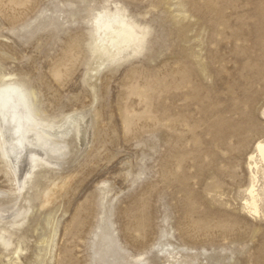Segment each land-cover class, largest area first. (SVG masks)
I'll return each mask as SVG.
<instances>
[{
	"label": "rangeland",
	"instance_id": "obj_1",
	"mask_svg": "<svg viewBox=\"0 0 264 264\" xmlns=\"http://www.w3.org/2000/svg\"><path fill=\"white\" fill-rule=\"evenodd\" d=\"M116 7L144 48L109 60ZM14 82L68 150L20 191L30 154L0 144V264H264V0H0Z\"/></svg>",
	"mask_w": 264,
	"mask_h": 264
},
{
	"label": "bare ground",
	"instance_id": "obj_2",
	"mask_svg": "<svg viewBox=\"0 0 264 264\" xmlns=\"http://www.w3.org/2000/svg\"><path fill=\"white\" fill-rule=\"evenodd\" d=\"M211 4L208 5L209 9L212 8ZM115 10L117 13H113L110 10L100 13L95 22L96 28L99 31L98 38H100V45H98L99 47L94 53H103L109 60L118 59V57L122 58V55L124 54L129 57L131 54L127 53L129 52L128 49H132V54H139L144 48V41H142L143 29L136 26L127 17V12L123 7H116ZM104 55H102V57ZM25 86L26 83L17 82L0 86V144L3 151L2 157L6 161H9L13 156L18 162H20L23 160L22 158L27 152L30 154V158H28L30 160L31 168H29L30 171L26 174L27 176H23L25 179H23L21 186L19 187L20 191L24 190L25 187L27 188V185L33 182L34 171L39 163L42 162L46 164L44 161L46 156L47 158L52 157L53 155L65 157L68 150V143L65 141L68 137L65 140L63 139L67 145L64 144L63 146H59L54 143L60 139L51 143L53 140L48 138L47 131L35 125V120L31 117L30 108L27 103L28 94L26 93ZM6 133L10 136V140L6 138ZM59 142L61 143V141ZM29 148L32 150L34 149V151H29ZM35 150L42 151L43 154L37 151L35 152ZM257 151V155H252V163L249 166L252 174V185L249 190V195H251L253 200L258 196L256 195L255 183L259 181L260 173H263L264 175L263 142L257 144ZM20 170L25 171V169ZM16 176L18 177V175ZM31 201V199L28 200L29 204ZM253 207L254 212L257 213L259 209L257 208L258 206L256 207L255 201ZM1 240L4 242V239Z\"/></svg>",
	"mask_w": 264,
	"mask_h": 264
}]
</instances>
